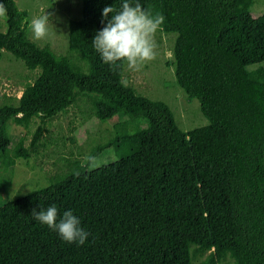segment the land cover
<instances>
[{
    "label": "trees",
    "instance_id": "1",
    "mask_svg": "<svg viewBox=\"0 0 264 264\" xmlns=\"http://www.w3.org/2000/svg\"><path fill=\"white\" fill-rule=\"evenodd\" d=\"M80 2L81 16L68 24L76 63L29 39L27 12L0 0L7 8L0 58L8 51L38 70L14 102L0 104V150L12 145L8 121L39 118L33 147L42 125L78 94L89 96L101 121L125 115L144 124L117 130L92 151L112 148L114 160L0 205V264H218L227 256L264 264V82L248 71L264 62V11L254 15L253 0H139L176 34V82L208 120L183 130L168 104L135 92L122 81L125 66L110 69L93 49L103 8L119 10L122 0ZM18 154L28 148L21 144ZM52 205L58 216L71 209L79 218L90 233L84 245L31 216Z\"/></svg>",
    "mask_w": 264,
    "mask_h": 264
},
{
    "label": "rangeland",
    "instance_id": "2",
    "mask_svg": "<svg viewBox=\"0 0 264 264\" xmlns=\"http://www.w3.org/2000/svg\"><path fill=\"white\" fill-rule=\"evenodd\" d=\"M21 10L27 12L26 21L45 13L50 14L49 36L41 41L33 39L26 23L29 39L39 46H48L57 55H67L80 63L68 48V24L71 19L81 16L80 0H15ZM251 11L257 15L264 11V0H253ZM6 16L0 17V31L6 30ZM175 33L163 28L157 32V58L147 63L139 72L124 67L122 81L135 92L151 99L161 100L169 105L178 126L183 130L203 126L208 120L203 116L199 101L190 98L177 84L170 62L173 59ZM248 71L255 79L264 82V62L250 65ZM38 70L31 71L24 63L8 51L0 58V104L14 102L21 95L27 82L33 81ZM88 95L78 94L74 102L64 112L47 120L38 143L31 147L32 136L39 125L34 117L28 126L7 123L11 140L8 150H0V205L17 195L48 184H56L73 172L80 170L84 158L93 149L115 136L117 130L131 131L143 126L141 120H130L125 115L109 121L97 119L91 112ZM126 123V126L123 124ZM23 144L28 148V156L18 154ZM100 165L114 160L116 153L106 148L97 155ZM227 208V205H224ZM204 258L199 257L198 260ZM218 264H234L227 256Z\"/></svg>",
    "mask_w": 264,
    "mask_h": 264
},
{
    "label": "clouds",
    "instance_id": "3",
    "mask_svg": "<svg viewBox=\"0 0 264 264\" xmlns=\"http://www.w3.org/2000/svg\"><path fill=\"white\" fill-rule=\"evenodd\" d=\"M6 14L5 4L0 3V17ZM165 19L162 13H154L139 0H122L119 10L106 6L102 10L103 27L92 39L93 49L110 69L115 70L124 65L130 71L139 72L147 63L157 58L155 36L162 29ZM49 20L50 14L45 13L26 22L34 40L41 41L49 36ZM100 163L98 156L89 154L81 167L94 170ZM31 216L58 233L69 244L84 245L90 235L81 227V221L71 209L58 216L55 205L47 209L33 208Z\"/></svg>",
    "mask_w": 264,
    "mask_h": 264
}]
</instances>
